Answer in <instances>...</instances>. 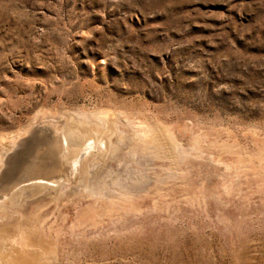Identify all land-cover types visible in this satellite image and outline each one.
<instances>
[{"label": "rangeland", "instance_id": "1", "mask_svg": "<svg viewBox=\"0 0 264 264\" xmlns=\"http://www.w3.org/2000/svg\"><path fill=\"white\" fill-rule=\"evenodd\" d=\"M0 264H264V0H0Z\"/></svg>", "mask_w": 264, "mask_h": 264}, {"label": "bare ground", "instance_id": "2", "mask_svg": "<svg viewBox=\"0 0 264 264\" xmlns=\"http://www.w3.org/2000/svg\"><path fill=\"white\" fill-rule=\"evenodd\" d=\"M54 151V150H53ZM45 152V151H44ZM41 154V153H40ZM43 154V153H42ZM40 156V155H39ZM41 161V160H40ZM73 161V160H72ZM73 163H74V161H73ZM74 165H76V164H74ZM70 166V165H69ZM73 167H75V166H73ZM72 170V169H71ZM73 171V170H72ZM40 172V171H39ZM28 173V172H27ZM73 173V172H72ZM45 183V182H44ZM48 184V183H47ZM30 185H32V184H30ZM34 185V184H33ZM34 188V187H33Z\"/></svg>", "mask_w": 264, "mask_h": 264}]
</instances>
